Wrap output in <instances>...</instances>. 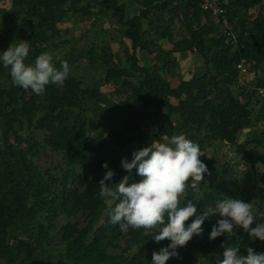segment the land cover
Masks as SVG:
<instances>
[{"label": "trees", "instance_id": "trees-1", "mask_svg": "<svg viewBox=\"0 0 264 264\" xmlns=\"http://www.w3.org/2000/svg\"><path fill=\"white\" fill-rule=\"evenodd\" d=\"M85 1L13 0L11 10L2 9L13 23H18L19 14L26 15L27 20L21 29L26 35L20 37V40L30 44L25 63L30 64L41 53L49 52L52 39L60 32L59 24L66 16L74 15L79 18L90 14L101 16L111 13L124 25V37L132 43V51L129 52L133 67L140 72L137 84L128 81L133 74L132 70L121 67L120 64H111L114 54L110 46H106L98 55L92 53L93 58H101L106 65L101 67L105 76L100 84H113L118 88L131 90L128 102L120 108L125 126L121 137L130 134V140L137 142L138 149H141L152 142H164V136L170 138L176 132H185L187 128L195 129L198 134H207L200 136V142L197 143L200 150L209 139L224 141L236 147L242 154V160L248 165V177L264 186V174L257 169L258 164L264 165V154L239 143L240 131L250 125L252 103L242 101L232 89L239 79V72L235 67L238 62L246 60L250 64V74V71L257 73L264 66V14L258 15V22L253 29L247 25V12L262 5L264 0H229L228 5L219 0L225 12L216 17L222 23L228 25L238 15L246 12L239 19L240 32L237 40L232 31L218 38H210L214 28L203 23V16L212 17V14L210 10H204V0H140L141 14L134 17L127 15V0ZM171 4L182 13L188 34L181 40H172V50L184 54H199L208 67L207 73L183 79L178 86L164 78L157 68L139 69L136 55L137 50H148L153 40L148 31L142 28L141 20L156 6L167 10ZM13 41L12 34L0 33V55ZM174 65L177 66L175 59ZM0 78L4 79L0 82V123L5 139L4 149L0 150V264H18L21 258H24V263L31 261L34 253L32 245L10 243L9 235L14 230L33 239L39 230L38 240H41L47 229L44 223H40L36 230L35 223L39 217L37 207L43 206L49 198L56 213L62 211L75 214L84 209L89 211L88 224L79 230L73 229V234L65 235L63 253L70 264H152L153 251L166 247L170 241H154L158 228L130 229L123 233L118 224L111 223L109 205L99 196V181L107 171L102 167L105 162L115 172L112 180L106 183H118L129 175L122 169L120 158L114 151L103 155L94 153L98 148H105L102 140L91 136L88 129V106L95 100L100 102L102 98L99 90L93 91L92 87L84 86L82 80L69 74L62 87L50 84L46 86L44 95L38 96L31 89L14 85L10 70L4 68L2 63ZM216 89L218 94H215ZM174 99L177 104L172 102ZM146 109H154V113ZM152 117H160L163 123L155 133L145 128ZM174 118L177 125L174 124ZM36 119L37 129L47 134L46 144L56 150L66 151L70 162L85 170L86 185L82 191L67 186L59 191L56 184L47 179L29 160V154L34 153V145L24 149L21 145V132L26 126H33ZM198 134L190 135L189 139L194 142L199 137ZM12 136L17 140V148L10 143ZM141 179L134 169L129 176V183L139 182ZM233 186V189L227 187L224 173L217 175L216 180L196 203L197 214L225 198L243 200V193L238 192L240 185ZM188 201L194 202L193 193H189L187 199L181 201L182 206ZM218 219L220 217L214 219L210 215L204 221L202 226L206 236L192 243L195 253L184 254L186 246L178 248L179 257L169 259L166 264H196L198 261L215 259V240H210L209 235ZM235 231L237 235H230L227 241L233 247H240L241 236L244 239L249 236L243 229ZM251 247L256 252L264 253V241L256 242ZM118 249L121 251L117 252Z\"/></svg>", "mask_w": 264, "mask_h": 264}, {"label": "rangeland", "instance_id": "rangeland-1", "mask_svg": "<svg viewBox=\"0 0 264 264\" xmlns=\"http://www.w3.org/2000/svg\"><path fill=\"white\" fill-rule=\"evenodd\" d=\"M228 3L229 0H223L224 5H228ZM127 5V15L129 17L141 14L140 0H127ZM12 6L13 0H0V33L4 35L12 34L14 36L12 43H19L20 37L26 35V32H22L21 29L27 18L25 14L21 13L18 15V23H13L8 15L2 11V9L11 10ZM96 10L95 8L94 11ZM261 14H264V2L262 5H258L247 12L249 17L247 25L250 29L256 26L257 19ZM243 15L245 16L246 12L238 15L234 22H229L228 25L222 23L221 19L216 17V15H212V17L203 16L206 19V21L203 20V23L214 28L210 38H218L222 34L232 31L237 40L240 32L239 19ZM141 26L148 31V35L153 40L148 50L136 51L139 69L143 67L157 68L164 78L174 86H178L183 79L207 73L206 68L208 67L199 54L190 52L184 54L172 50V40H181L184 36H188L184 17L175 5L171 4L167 10H161L156 6L148 16L141 20ZM59 27L60 32L52 39L51 48L48 52L53 55L56 67H60L61 61H66L70 68L69 74L82 80L84 86L92 87L93 91L98 89L102 98L100 102L95 100L88 106L89 134L100 138L105 146L104 149L98 148L94 153L103 155L114 151L120 158V165L123 158H127L130 161L133 150H138V144L130 140V134H125L121 137L125 132V126L120 108L128 102L127 99L131 90H125L123 87L118 88L113 84H100V81L105 76V71L101 67L106 65H104L101 58H93L92 55V53L98 55L105 50L106 46H110L114 54L113 59L110 61L111 64H120L121 67L130 68L133 74L128 78V81L137 84L140 80V72L133 67L131 53L129 52L132 51V43L124 37V25L120 23L119 18L107 13L101 16L90 14L79 18L74 15H68L59 24ZM233 40L235 41V39ZM228 41L231 42L230 39ZM174 59L177 66L174 65ZM33 63L34 61L30 64ZM250 72L251 74L248 73L242 78L239 77L232 86L235 95L244 102L250 101L252 103L251 107H253L250 125L240 131L239 143L248 149H256L264 154V91L260 92L261 89H264V66L257 73L254 70ZM1 81H4V79L0 78ZM215 94H218V89H216ZM172 102L177 104L175 99ZM146 111L153 112L154 109H146ZM34 121L33 126H26L25 130L21 132L23 137L22 147L27 150L30 145H34L32 150L34 153L29 154V160L43 172L47 179L56 184L59 191L64 186L82 191L86 185L85 170L81 166L71 163L66 151L56 150L48 146L46 144V132L37 129L38 119ZM173 121L177 125L175 118ZM162 125L160 117H152L145 124V128L155 133L160 130ZM181 133L189 134L187 137L190 138V135L198 134V131L187 128L185 132H176L175 135ZM206 135V133L198 134L199 137L194 142H200L201 137ZM4 141L0 123V150L4 149ZM10 143L16 148L18 147L17 140L13 136ZM205 143L204 148L200 150V159L207 165L208 173H205L204 181L200 184L199 190L189 189L181 201H185L189 193H193V204L196 205L211 183L216 180L217 175L220 176V173H224L227 187L233 189V184H239L238 192L243 193L244 202L253 204L254 212L264 209V186L263 184H256L253 178L248 177L249 168L246 162L242 160V154L238 151L239 149L220 140L209 139ZM257 169L264 174L263 164H258ZM50 199L40 207L41 209L37 207L39 217L35 223L36 230L40 223H44L47 229L45 236L41 240H38L39 230L36 231L33 239H28L21 232L14 230L9 235L10 243L15 245L30 244L34 250L30 262L24 263V258H21L18 264H70L63 253L64 246L62 244L65 241V235L67 233H75L73 229L79 230L85 227L88 224L89 211L84 209L75 214H67L62 211L56 213ZM213 207L215 206H208L205 210ZM211 216L214 219L219 217L218 215ZM50 217L51 219H49ZM193 219L195 217L190 218L186 223H191ZM205 236L206 233L203 229L202 235L194 236L186 245L184 254L195 253L192 243L200 241ZM229 237L231 236L226 235L225 237L220 236L217 238V254L215 239L214 257L220 255L222 259L224 249L221 245L222 243L229 244L227 241ZM241 238L239 248L243 255H247V247H251L256 242H263L259 239H250L249 237L244 239L241 236ZM120 249L123 250V248ZM120 249L116 251L120 252ZM214 260L198 261L196 264H214Z\"/></svg>", "mask_w": 264, "mask_h": 264}, {"label": "clouds", "instance_id": "clouds-1", "mask_svg": "<svg viewBox=\"0 0 264 264\" xmlns=\"http://www.w3.org/2000/svg\"><path fill=\"white\" fill-rule=\"evenodd\" d=\"M29 50V42L19 40L0 55L3 67L10 70L12 83L31 89L38 96H43L50 84L62 87L70 73L68 63L61 61L57 68L53 55L44 52L33 64H26ZM131 155L130 161L127 158L121 160L122 168L129 175L118 183H106L112 180L115 172L108 168L107 162L102 165L107 171L99 181V196L109 205L111 223L118 224L123 233L130 229L158 228L154 241H170L166 247L153 251L152 264H166L169 259L178 258L177 249L185 247L194 236L203 234L202 225L210 215L220 217L211 228L210 240L235 236L236 229H243L250 239L264 241V209L254 212L251 202L225 198L200 214L191 201L182 206L181 199L187 191H198L208 173L207 165L200 159L199 145L186 134L165 137L164 142H152L133 150ZM134 169L142 179L129 183ZM192 217L195 219L186 223ZM221 247L224 249L222 259L217 255L214 264H264V253L256 252L252 247L246 248L247 255L241 254L239 247L227 243H222Z\"/></svg>", "mask_w": 264, "mask_h": 264}, {"label": "built area", "instance_id": "built-area-1", "mask_svg": "<svg viewBox=\"0 0 264 264\" xmlns=\"http://www.w3.org/2000/svg\"><path fill=\"white\" fill-rule=\"evenodd\" d=\"M204 10H210L212 15H220L225 12V9L221 7L219 0H204L203 2ZM206 21V19L204 18ZM230 34V32H229ZM236 69L239 72V77L242 78L249 73L250 65L246 60H241L235 65ZM264 89H261L260 92L262 93Z\"/></svg>", "mask_w": 264, "mask_h": 264}, {"label": "crops", "instance_id": "crops-1", "mask_svg": "<svg viewBox=\"0 0 264 264\" xmlns=\"http://www.w3.org/2000/svg\"><path fill=\"white\" fill-rule=\"evenodd\" d=\"M192 56H193V55H192ZM192 56H191V57H192ZM183 72H184V71H183Z\"/></svg>", "mask_w": 264, "mask_h": 264}]
</instances>
